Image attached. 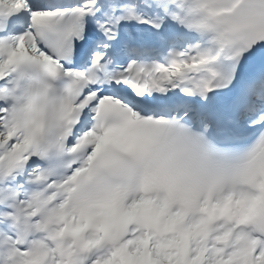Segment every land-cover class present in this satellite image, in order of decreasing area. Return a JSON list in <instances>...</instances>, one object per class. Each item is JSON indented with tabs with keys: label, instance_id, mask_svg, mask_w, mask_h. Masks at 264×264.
Masks as SVG:
<instances>
[{
	"label": "snow or ice",
	"instance_id": "6c2138e0",
	"mask_svg": "<svg viewBox=\"0 0 264 264\" xmlns=\"http://www.w3.org/2000/svg\"><path fill=\"white\" fill-rule=\"evenodd\" d=\"M0 264H264V0H0Z\"/></svg>",
	"mask_w": 264,
	"mask_h": 264
}]
</instances>
